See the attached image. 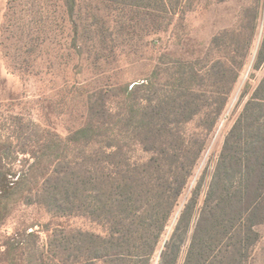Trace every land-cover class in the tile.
<instances>
[{
	"label": "trees",
	"instance_id": "trees-1",
	"mask_svg": "<svg viewBox=\"0 0 264 264\" xmlns=\"http://www.w3.org/2000/svg\"><path fill=\"white\" fill-rule=\"evenodd\" d=\"M64 1L74 17L81 0ZM112 1L124 8L144 6V2L149 4L146 8L159 4L173 16L190 8L188 0ZM162 28L160 24L156 30ZM255 30L256 26L251 36ZM218 39L215 36L213 41ZM263 61L264 41L257 67ZM202 63L201 58L175 59L169 78L171 91L157 92V99L149 96L156 90L152 79L123 86V107L112 109L102 94L89 95L81 126L66 137L45 131L30 151L26 147L17 150L10 139L0 141V227L38 188L43 204L51 211L64 217H83L102 230L64 228L59 237L50 234L45 253L40 252L35 232L27 235L26 242L11 237L10 264H152L226 105L225 97L217 109H203L200 94L206 74L201 71ZM205 116L206 123L188 129L190 123ZM132 142L148 155L146 159L132 161L128 157ZM72 147L81 153L77 163L64 171L53 167L65 164L67 157L61 158ZM20 155L30 160L23 159L16 171L12 165ZM263 201L264 98L256 95L225 141L184 264H234L235 258L248 262L251 245L258 240L254 227ZM197 205L196 191L163 247L159 264H178Z\"/></svg>",
	"mask_w": 264,
	"mask_h": 264
},
{
	"label": "rangeland",
	"instance_id": "rangeland-1",
	"mask_svg": "<svg viewBox=\"0 0 264 264\" xmlns=\"http://www.w3.org/2000/svg\"><path fill=\"white\" fill-rule=\"evenodd\" d=\"M144 3L124 8L112 0H81L72 17L64 0H0V141L10 139L17 150L30 151L45 131L66 137L84 123L89 95L102 94L112 109L123 107V86L152 79L156 90L149 96L157 99V92L171 91L175 59L201 58L206 74L200 94L203 109H217L225 97L226 105L152 262L159 264L163 247L197 191L198 205L178 262L184 264L225 141L248 102L256 95L264 98V61L257 67L264 41V0H188L190 8L174 16L159 4L146 8L149 4ZM160 24L162 30H156ZM253 114L259 115L258 110ZM206 121L205 116L187 127L192 130ZM131 145L132 161L148 157L135 143ZM79 155L72 147L61 158L67 157L65 164L53 167L60 171L73 167ZM18 159L12 165L16 171L30 157ZM37 189L0 227V264H10L11 237L26 242L27 235L35 232L40 252L45 253L50 234L59 237L64 228L102 232L88 219L51 211ZM258 209L254 227L258 240L251 245L248 262L235 258L234 264H264V201Z\"/></svg>",
	"mask_w": 264,
	"mask_h": 264
}]
</instances>
